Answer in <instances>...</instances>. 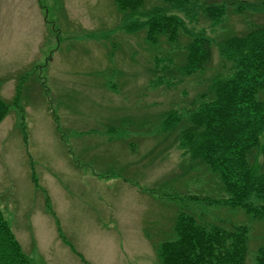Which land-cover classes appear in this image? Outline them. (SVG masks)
I'll return each instance as SVG.
<instances>
[{"label":"rangeland","instance_id":"1","mask_svg":"<svg viewBox=\"0 0 264 264\" xmlns=\"http://www.w3.org/2000/svg\"><path fill=\"white\" fill-rule=\"evenodd\" d=\"M166 13L186 30L178 50L123 30L144 18L123 15L113 0H0V97L9 106L0 212L30 264H159L179 212L246 226L247 264L264 245V219L200 200L223 198L216 177L179 144L177 129L163 128L212 77L229 74L222 38L248 21L264 24V14L231 10L214 24L197 5ZM190 34L211 41V64L180 77L172 62L182 63Z\"/></svg>","mask_w":264,"mask_h":264},{"label":"trees","instance_id":"2","mask_svg":"<svg viewBox=\"0 0 264 264\" xmlns=\"http://www.w3.org/2000/svg\"><path fill=\"white\" fill-rule=\"evenodd\" d=\"M113 0L125 16L144 18L125 25L127 33L143 32L145 42L156 47L164 41L178 50L185 30L181 19L166 9L198 6L214 24L231 10L239 15L264 14V0ZM142 12H146L143 14ZM228 75L210 79L208 92L192 100L179 115H169L163 128L177 129L178 142L193 160L216 177L223 198H203L206 205L239 208L255 220L264 219V24L248 21L245 32L227 34L218 45ZM177 76L204 73L211 64V41L190 34ZM174 72V71H172ZM172 72H169V76ZM182 79L180 78V81ZM9 106L0 97V123ZM173 132V131H172ZM256 198V202L251 199ZM199 201L197 197L194 198ZM176 239L157 248L159 264H247L249 229L246 226L205 224L194 214L179 212L174 221ZM0 264H30L0 212ZM250 264H264V245L258 246Z\"/></svg>","mask_w":264,"mask_h":264}]
</instances>
